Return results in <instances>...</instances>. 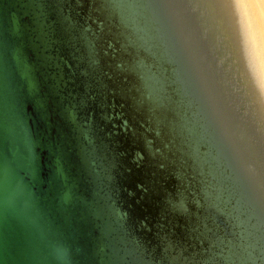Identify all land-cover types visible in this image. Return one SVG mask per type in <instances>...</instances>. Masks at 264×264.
Segmentation results:
<instances>
[{"label": "water", "instance_id": "water-1", "mask_svg": "<svg viewBox=\"0 0 264 264\" xmlns=\"http://www.w3.org/2000/svg\"><path fill=\"white\" fill-rule=\"evenodd\" d=\"M249 78L223 0H0V264H264Z\"/></svg>", "mask_w": 264, "mask_h": 264}, {"label": "clouds", "instance_id": "clouds-1", "mask_svg": "<svg viewBox=\"0 0 264 264\" xmlns=\"http://www.w3.org/2000/svg\"><path fill=\"white\" fill-rule=\"evenodd\" d=\"M223 7L242 46L248 50L254 40L259 56L264 60V0H223ZM246 9L252 12L247 13ZM240 87L253 113L264 118V87L257 86L251 78L247 82L241 81ZM261 131L264 134V129Z\"/></svg>", "mask_w": 264, "mask_h": 264}]
</instances>
